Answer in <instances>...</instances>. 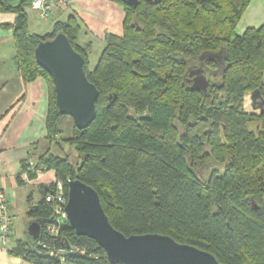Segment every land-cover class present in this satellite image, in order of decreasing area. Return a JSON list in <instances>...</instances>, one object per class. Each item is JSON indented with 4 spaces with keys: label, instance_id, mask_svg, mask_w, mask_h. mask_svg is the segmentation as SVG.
Wrapping results in <instances>:
<instances>
[{
    "label": "trees",
    "instance_id": "obj_1",
    "mask_svg": "<svg viewBox=\"0 0 264 264\" xmlns=\"http://www.w3.org/2000/svg\"><path fill=\"white\" fill-rule=\"evenodd\" d=\"M108 1L123 5L124 32L107 35L92 68L91 45H80L75 18L36 34L28 24L30 2L0 0V12L17 15L16 63L24 82L45 78L49 85L52 148L37 162L56 176L29 208L40 239L27 232L11 252L34 264H62L50 250L63 251L66 263L111 264L96 241L77 236L66 220L57 240L45 236L55 220L46 195L62 184L67 196L69 181L79 179L98 192L111 225L126 236L167 235L221 264H264V112L244 108L253 91L264 98V25L237 33L252 0H140L134 7ZM59 33L82 55L99 92L95 120L84 130L74 125L69 139L61 138L64 115L53 80L35 58L37 46ZM190 74L205 76L207 89H192ZM27 161L22 174L34 180ZM74 247L85 254L68 253Z\"/></svg>",
    "mask_w": 264,
    "mask_h": 264
},
{
    "label": "crops",
    "instance_id": "obj_2",
    "mask_svg": "<svg viewBox=\"0 0 264 264\" xmlns=\"http://www.w3.org/2000/svg\"><path fill=\"white\" fill-rule=\"evenodd\" d=\"M28 16L30 31L41 35L51 33L56 22L75 18L80 24V45H91L92 68L106 47L107 35H123L126 18L123 5L108 0H70L67 9L54 12L49 19H42L30 6ZM16 19L15 13L0 12V25L12 26L10 29L0 28V188L6 192L13 217L18 214L20 206L27 215L30 206L41 198V186L56 182L54 171L45 172L34 180H22V184L18 181L22 163L26 160L27 163H38L37 159L52 145L47 140L46 129L49 85L45 78L24 82L16 63L13 29ZM97 49L99 52H95ZM92 58H96L93 63ZM63 124L66 129L72 126L65 117L60 121L61 128ZM70 129L72 133L73 126ZM11 240L10 249L0 246V264H34L11 252L17 241H24L17 237L15 226Z\"/></svg>",
    "mask_w": 264,
    "mask_h": 264
},
{
    "label": "water",
    "instance_id": "obj_3",
    "mask_svg": "<svg viewBox=\"0 0 264 264\" xmlns=\"http://www.w3.org/2000/svg\"><path fill=\"white\" fill-rule=\"evenodd\" d=\"M143 1L151 4L159 0ZM123 2L134 7L140 0ZM35 58L53 80L59 113L70 116L79 130L87 129L96 118L99 92L85 74L82 55L74 50L66 35L59 33L37 46ZM189 76L193 77L192 89H207L209 81L205 76ZM251 100L253 108L263 113L264 98L260 90L251 93ZM65 213L77 236L96 241L111 264H221L213 254L180 244L167 235H124L111 225L98 192L79 179L68 183ZM27 232L33 240H38L40 224L33 221Z\"/></svg>",
    "mask_w": 264,
    "mask_h": 264
},
{
    "label": "built area",
    "instance_id": "obj_4",
    "mask_svg": "<svg viewBox=\"0 0 264 264\" xmlns=\"http://www.w3.org/2000/svg\"><path fill=\"white\" fill-rule=\"evenodd\" d=\"M31 3V8L38 13L42 19L51 18L52 14L59 10L67 9L70 5V0H27ZM29 166L36 173L37 177L46 172L45 168L38 166L36 162H28ZM22 180H29L27 173L22 174ZM45 201L54 206L55 220L48 223L45 227V236L50 239L57 240L60 236L61 227L67 220L65 207L68 201V195L66 196L62 184H58L57 189L54 192L48 193L45 197ZM12 215L10 204L6 195V192L0 188V246L3 249H10L11 239L13 236L12 228ZM41 236V234H40ZM40 239V237H39ZM43 249L47 248L46 243H40ZM71 254H85V250L74 247L67 249ZM63 251L50 250V257H58L62 263H66L65 258L62 256Z\"/></svg>",
    "mask_w": 264,
    "mask_h": 264
},
{
    "label": "rangeland",
    "instance_id": "obj_5",
    "mask_svg": "<svg viewBox=\"0 0 264 264\" xmlns=\"http://www.w3.org/2000/svg\"><path fill=\"white\" fill-rule=\"evenodd\" d=\"M263 25H264V0H252L251 4L246 9L241 21L238 24L237 33L243 34L245 30L247 29V27L249 26L259 28L260 26H263ZM98 50L99 49H97V51L95 52H99ZM92 59H93L92 63L96 61V58H92ZM251 102L252 101H251L250 94H249L246 97V102L244 104L245 111H247L248 113H251L252 110L254 109L253 106H251ZM64 117L67 118V120L71 122L72 126L74 127L75 124H74L73 119L70 116H64ZM70 128L67 127L66 129L64 124L62 125V128H61V138L62 139L71 138L72 133H71ZM65 149L71 155V159L73 160V162H76L77 155L73 147L66 146ZM37 197L38 196L36 195V198ZM12 222H13L12 228L14 230V226H15L17 237L24 241L27 240L28 227L33 222V219H31L28 216V214L25 215L24 209H22L21 206H20V210L18 214L15 215V217L12 216Z\"/></svg>",
    "mask_w": 264,
    "mask_h": 264
}]
</instances>
